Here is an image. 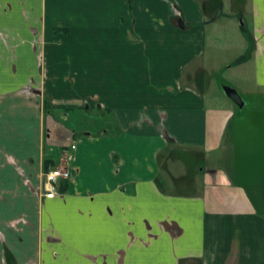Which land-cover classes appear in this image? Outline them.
Listing matches in <instances>:
<instances>
[{"label": "crops", "instance_id": "0c3cea01", "mask_svg": "<svg viewBox=\"0 0 264 264\" xmlns=\"http://www.w3.org/2000/svg\"><path fill=\"white\" fill-rule=\"evenodd\" d=\"M243 23L254 50L239 65L264 87V0H0V109L16 96L81 100L63 109L104 120L81 137L56 123L50 145L77 139L71 180L47 198L42 176L28 223L0 210V264H264L258 185L236 166V106L210 104L196 84L209 31L227 26L243 52ZM190 148L216 164L202 159L196 194L175 190L164 167Z\"/></svg>", "mask_w": 264, "mask_h": 264}, {"label": "rangeland", "instance_id": "374dc122", "mask_svg": "<svg viewBox=\"0 0 264 264\" xmlns=\"http://www.w3.org/2000/svg\"><path fill=\"white\" fill-rule=\"evenodd\" d=\"M230 7L227 4L225 10L231 9ZM212 10L214 11V9ZM212 10L210 8L208 11L212 12ZM216 17H210V21ZM223 21L225 25L226 20ZM230 22L228 21V26H230ZM242 22L243 20L237 22V26L238 24L241 25ZM243 25L245 24L243 23ZM246 28L248 29L247 24ZM214 31L221 33L220 38L214 36ZM228 32L227 26H216L209 31L210 38L206 57L210 67L204 71L196 84L200 89L207 92L206 95L211 101L210 104L236 106L232 99L225 94L224 86L236 88L243 98L245 104L243 107L239 105V107H235L236 117L233 121V132L238 153L236 154L238 155L236 156V166L245 177L254 182L255 186L258 185V189L253 188L252 193L254 192L259 200L258 207L264 209V87H259L256 84L254 68L251 65L240 66L238 64L232 66L234 59L237 60L243 56L246 49L242 52L239 49L238 40L234 36L228 37ZM226 41H229L231 45L234 42L232 47H227ZM246 42L248 45L247 40ZM222 64L223 67L220 66ZM68 101L49 102L42 96L39 101H33L16 96L4 109H0V161L6 159L7 153L17 154L16 164H12L13 166L7 159V164L0 162V210L4 209L2 211L7 212L4 219L16 217L17 220L14 221L16 226L21 225V223H28L27 214H23L20 218L21 213L23 208L26 212L31 211L29 210L32 204L30 199L37 194V188H40L39 183H41L43 173L46 171V159L53 161V158L61 157L58 165L63 163L69 167L74 162L76 147H72L70 142H75L76 138L73 137L74 139L69 142L70 147L63 146L61 148L48 143L52 142L55 134H57L54 129L57 127L56 123L63 124L68 131L76 133L77 137L84 135L85 130L93 129L92 132L96 134L102 133L98 127H101L104 122L102 116L82 113L81 109H72L69 114L63 109V105L65 107H77L82 104L85 105L86 102L71 100L68 103ZM45 102L49 103L50 110H46ZM72 119H75L76 123L73 122L72 124ZM173 150L174 154L163 155L165 157L164 167L168 168L170 164V185L175 190L182 188L186 194L199 193L207 179V170L204 174H202L204 170H200L204 166V163H201L202 159L207 160L205 161L208 162L207 169H215L214 151L212 156L208 154L210 158L212 157L210 159L207 158L206 152L204 153L201 149L190 148L187 154L181 149ZM23 156H26L24 163L21 162ZM213 158L214 160H212ZM24 167H27L29 171ZM13 184L16 186L15 189H13ZM24 189L30 190V192H22ZM10 211L11 214H9ZM8 251H6V255L9 253Z\"/></svg>", "mask_w": 264, "mask_h": 264}, {"label": "built area", "instance_id": "2783aa9c", "mask_svg": "<svg viewBox=\"0 0 264 264\" xmlns=\"http://www.w3.org/2000/svg\"><path fill=\"white\" fill-rule=\"evenodd\" d=\"M72 147H76V141L72 143ZM68 165L59 164L51 167L43 173V191L47 198H53L60 194L61 186L65 182H69L72 177V171Z\"/></svg>", "mask_w": 264, "mask_h": 264}, {"label": "trees", "instance_id": "16d2710c", "mask_svg": "<svg viewBox=\"0 0 264 264\" xmlns=\"http://www.w3.org/2000/svg\"><path fill=\"white\" fill-rule=\"evenodd\" d=\"M63 31L68 33L69 29H63ZM243 32H244L246 40L248 41V45H247L244 55L241 56L239 59L235 60L232 65H238V64H241L249 60V58L251 57V53L254 50V39L251 37L249 30L246 28L245 25L243 26ZM44 105H45L46 110H50V106L48 102H45ZM56 166H58L57 162L54 163L52 160L46 159V163H45L46 170H48L51 167H56ZM66 187H67V182L62 184L61 189H66Z\"/></svg>", "mask_w": 264, "mask_h": 264}, {"label": "water", "instance_id": "95a60500", "mask_svg": "<svg viewBox=\"0 0 264 264\" xmlns=\"http://www.w3.org/2000/svg\"><path fill=\"white\" fill-rule=\"evenodd\" d=\"M224 92L225 94L231 98L236 104H238L240 107H243V98L239 94L238 90L236 88H233L231 86H224Z\"/></svg>", "mask_w": 264, "mask_h": 264}, {"label": "flooded vegetation", "instance_id": "af4514ba", "mask_svg": "<svg viewBox=\"0 0 264 264\" xmlns=\"http://www.w3.org/2000/svg\"><path fill=\"white\" fill-rule=\"evenodd\" d=\"M233 101V100H232ZM234 102V101H233ZM235 103V102H234ZM243 103H244V100H243ZM236 104V103H235ZM245 104V103H244ZM238 106V104H236ZM244 106V105H243Z\"/></svg>", "mask_w": 264, "mask_h": 264}]
</instances>
